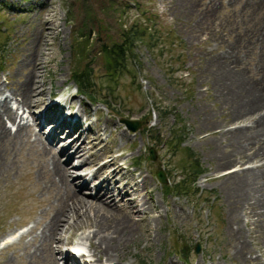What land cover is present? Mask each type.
<instances>
[{
	"label": "rangeland",
	"instance_id": "obj_1",
	"mask_svg": "<svg viewBox=\"0 0 264 264\" xmlns=\"http://www.w3.org/2000/svg\"><path fill=\"white\" fill-rule=\"evenodd\" d=\"M124 1L0 0L1 27L9 33V43L2 58L3 67H0V99L10 98L9 104L17 113L16 122L29 129V136L25 139L4 142L7 152L0 154V264H45V259H49L48 251H37L40 248V229L59 202L57 189L50 186L57 180L53 179L51 172H47V158L39 155V137L44 141L53 127H47V122L40 125L38 118L51 103L49 93L66 90L68 94L64 93L62 97L65 100L76 92L74 83L69 79L72 39L77 25L88 19L86 6L89 5L95 18L87 26L99 29L97 19L101 18L106 22L102 30L106 29L105 33L112 34L115 41L120 36L119 22L116 20L127 27L135 21L140 27L148 26L147 32H142L143 39L134 40L136 58L132 56L129 60V67L135 70L137 76L131 78L123 74L113 91L115 98L111 106L119 110V116L110 113L101 103H91L84 95L76 92L74 96L75 105L78 104L79 110L89 115L86 124H81L82 128L85 126L84 133L68 147L71 155L80 146V158L69 156L74 174L86 184L82 189L77 184L79 193L73 191L80 196L78 199L89 202L88 196L95 193V179L100 181L107 177L108 180L115 170V185L111 187L116 195L118 191H123V185L127 182L128 187L132 184L139 191L134 195H140L139 198L152 204V207L145 204V207L139 208L141 213L134 216L135 222L145 217L147 231L132 221L135 233L121 244L120 262L245 264L237 258L238 254H233L243 248L239 252L242 258L249 255L254 260L249 257L247 264H264V235L261 232L264 222L256 223L250 214H243L248 211H239L236 219H230L229 215L234 209V199L230 195L233 188L232 180H226L242 170L261 167L264 154L255 148L247 158L235 153L231 162L220 167L217 165V153L232 151L230 138L226 135L264 123L261 118L264 111L258 108L244 116H237L232 109L222 108L221 95L225 93L226 84L222 81L224 66L220 63L225 61L230 68L239 69L253 80H259L260 69L256 63L258 50L253 56L254 47L244 40L252 39L253 31L259 25L255 41L259 35L264 41V0H138L136 5L128 2L130 8L125 9L122 6ZM111 2L113 11L107 10ZM118 12L122 14L120 19ZM45 23L50 27L48 35H45ZM28 54L31 59L36 56L41 62L34 74L39 90L35 92L29 110L18 108L11 94L31 72L32 66L23 62L24 55ZM237 58L245 64L240 66L243 69L236 67L239 63ZM97 64L98 59L94 62L95 78L102 89L108 90L101 83L104 73ZM98 83L95 81V90H100ZM41 90L45 91L44 94L40 93ZM157 107L161 111L167 109L168 116H159ZM119 117L138 120L143 124L133 133L119 122ZM17 123L5 120L9 131L14 130ZM173 124L183 130L180 146L183 148L174 143L171 146L167 143L155 144L151 136L157 134L163 142L171 140L169 130H174ZM146 125L150 130L149 135L144 130ZM77 135L74 133V137ZM65 137V133L58 132L56 142H46L47 148L53 147L55 151L50 149L45 153L58 154V150L68 143L63 140ZM151 145L156 148L154 161L147 157ZM186 148L196 154L203 172L195 184L186 190L166 193L164 185L179 182L182 168L189 165ZM255 152L259 153L253 157ZM103 163L108 166L104 170L98 169ZM158 166L168 173L164 184L159 183L155 176ZM44 173L50 175L51 179L48 180ZM91 175L94 176L93 182ZM105 185H109L107 181ZM146 190L150 193L147 194ZM63 192L60 190L61 196ZM67 207H71L70 201ZM101 212L104 210L97 213L94 207H84L79 216L70 214L60 232L61 237L58 236L59 242L55 244L51 241V248L68 254L67 245L73 243L77 252L84 253L80 261L101 263L91 256L92 246L95 245L87 236L93 229H86L90 225L95 226ZM115 215L107 214L108 218H103L108 223L118 218ZM234 223L243 234L240 239L235 232L231 233L232 229L236 230ZM18 229L24 230L15 235ZM10 235L12 245L3 241ZM194 244L200 245L198 253L192 249ZM181 248H185L183 254ZM186 251L188 257L185 256ZM59 259L57 264H63Z\"/></svg>",
	"mask_w": 264,
	"mask_h": 264
},
{
	"label": "bare ground",
	"instance_id": "obj_2",
	"mask_svg": "<svg viewBox=\"0 0 264 264\" xmlns=\"http://www.w3.org/2000/svg\"><path fill=\"white\" fill-rule=\"evenodd\" d=\"M262 6V11L264 14V2ZM262 24L264 27V23ZM44 30L45 35H48L50 27L47 23H45ZM259 30L260 26L257 25L256 29L253 31L254 37L252 39L249 38L244 40L249 46L254 47L253 56L255 50H258V53L256 55V63L257 67L260 69L258 74L259 80L257 78H254L253 80L251 77L246 75L244 72H241L239 69H236L234 67V69L230 68L228 63H226L225 61L220 62L224 66L223 71L221 72V76L223 77L222 81H224L226 84L225 93L224 95H221L222 108L232 109L236 112L237 116L248 115L250 112L255 111L254 109L257 108L259 109V111H264V41L260 39V35L258 36L257 41H255V37H257ZM244 47L246 46L244 45ZM237 60L239 62L236 66L237 68L245 65L241 61V59L237 58ZM23 62L26 65L32 66L31 72L24 77L22 83L19 84V88L14 89L11 94L13 95V99L15 100L18 108L29 110V108L33 104V99L36 94L35 92L39 90L34 74L38 71L40 67L39 64L41 62L38 58L36 59V56H33V58L31 59L30 54L24 55ZM241 67L240 69H243ZM44 92V90L40 91V93L42 94H44ZM9 103L10 98L0 99V139L2 140L0 141V147H2L0 149V151L2 150L0 154H5L7 152V149L4 147V142H7V140L14 139L16 142L17 140H23L24 137L29 136V129L25 128V125L19 126V122H16L17 113L12 109ZM73 113H77V111ZM261 118L264 122V113L262 114ZM38 119L41 121L39 123L40 125H43L46 122H50L51 124L47 125V127H53L51 132H49L48 137H46L44 141H42L39 137L38 142L41 145V153L39 155L47 158L45 161V163L47 164V172H51L53 179L57 180L55 183L52 182L50 186H54L57 189L59 204L52 210L51 214H48L49 218L47 219L45 224L41 226L39 237L40 248L37 249V251H48L49 259H45V264H47V262L48 264H57L56 261H58L59 259L58 256L61 257L59 260H61L63 264L74 262L70 254H63L62 252H57L52 249L50 246V242L54 241L55 244L59 242L58 240L60 239L58 238V236L60 235L62 229L66 226L70 214L79 216L80 210L82 208L85 207V209H88L94 207L97 213H99L100 210L103 209L105 213H107L106 211H108L107 214H112L115 217V214H117L118 218H113L110 222L106 223V220L103 218V216L107 217V214L101 212V218H99L97 221L95 220V226L90 225L86 228L93 229V232L87 236V238H89V240L95 245L92 246L91 256L95 261H101V263L107 262L108 264H125L121 263L119 260L121 244H123L124 240H129L134 236V224L132 223V221L134 223H137L140 228H144V230L147 231L144 225L145 217H142L140 221L135 222L134 216H137L139 215V213H141L139 208L145 207V204H147L148 206L150 204V207H152V204L147 200L139 198L140 195H134L139 191L134 189L132 184H129L128 187L127 182L123 185V191H118L116 195L111 187L112 184L115 185V179L113 178V172L115 170L112 171L111 178L108 177V180L107 177L106 179L104 178L100 181L95 179V193L93 191L94 195L88 196L89 200L87 199V201L89 202L84 201V199L79 200L78 198L80 196H78L76 193H79V188H85L86 184L81 181L79 176L74 174V168L69 156H77L78 158H80V146L77 149L75 148L73 150V155H69L68 147L73 144L75 139H78L79 136L84 133V129L82 128V126H80V120L76 115L70 117L63 116L59 108H54L52 110H48V108H46L41 113V116ZM5 120L11 123H17L16 128L9 131V128H6L5 126ZM80 129L81 131H79ZM58 132L65 133L66 137L62 139L65 142L68 141L67 145L64 148H61L60 151L58 150V154L47 152L45 153L46 150L50 149L55 151L53 147L47 148L46 142H48L49 144H53L54 142H56V140L58 139ZM74 133H77L78 135L74 137ZM228 133H223L222 135H226ZM226 136L230 138L229 143L232 151L225 154H218L215 151L218 156L219 161L217 162V165L219 167L231 162L235 153H239L241 154V157L247 158L252 153V149L257 148L256 151H260L261 154H264V123L259 127L251 128L248 130L235 131L232 132V134L230 133ZM255 145L258 147H255ZM258 153L259 152H255L253 157H256ZM107 166V163H103L99 166L98 169L104 170V168H106ZM118 168L120 169V167ZM44 175L47 176L48 180L51 179L50 175H47L45 173ZM91 176L92 177H90V180L91 182H93L94 176ZM108 176H110V173H108ZM226 180H232L231 187L233 188L231 191L232 194L230 195L231 198L234 199L232 203L234 209L229 215L230 219H236V213L239 211H248L243 214H250L255 219L256 223L259 222L262 224L264 222V163L259 168L254 167L246 171L242 170L234 176L228 177ZM106 181L109 185H105ZM77 184L79 185V188H77ZM135 184L136 183H134V185ZM60 190L64 191L62 196L60 194ZM73 191L76 193H74ZM146 192L147 194L150 193L147 190ZM123 194H125L124 197ZM69 201L71 205L70 208L67 207V203ZM109 219H111V217ZM236 222L241 223V221L239 222L238 220H236ZM234 225L236 226V230L234 231L232 229L231 233L235 232V236L240 239L243 234L240 231L237 223H234ZM262 229L263 230H261V232L264 235V228ZM10 240L11 238L8 239V241ZM12 244L13 243H10L9 245ZM242 249H240L239 251H235L233 254L234 256L238 254L237 258L241 262L247 264L249 257L251 260L253 259L249 255L242 258V253H239Z\"/></svg>",
	"mask_w": 264,
	"mask_h": 264
},
{
	"label": "trees",
	"instance_id": "obj_3",
	"mask_svg": "<svg viewBox=\"0 0 264 264\" xmlns=\"http://www.w3.org/2000/svg\"><path fill=\"white\" fill-rule=\"evenodd\" d=\"M128 2H134V5L138 4V0H125L122 4V6H124V9L130 8L127 4ZM113 6V3L111 2L107 10L113 11ZM86 7L89 17L87 20H85L86 22H82L77 25V29L74 31V36L72 39V69L70 70L69 79L71 82L74 83L77 92L81 95L86 96L91 101V103H101L111 113L120 115L119 110L116 111V109L111 106L112 99L115 98L113 95V91L115 92L117 81H119L123 74L129 75L131 78H135L137 76L135 70L129 67V64H131L129 60L132 56L136 58V56H134V40L139 39L141 41L143 39L142 32H147L148 26L140 27L135 21V23L127 27L124 26V23L120 20H116L117 22H119L118 34L120 36L119 39L115 41L113 40L112 34L105 33L106 29L102 30L103 26L106 25V22L104 23L101 18L97 19L99 29H93L87 26V23L91 22L95 18V15L90 9V5ZM121 15L122 14L120 13L118 14L119 19ZM0 21V67L2 68L4 63L2 58L4 57L5 48L9 43V33L6 32V30H2V17H0ZM99 36L103 38L99 39ZM146 45L150 46V44L148 43ZM97 59V65L102 68V71L104 73L102 75L103 81L101 83L105 84L108 90L102 89L100 82L98 83L97 78H95V73L93 70L94 62H96ZM95 81L100 84V90L94 89L96 86ZM156 110L159 116H168L167 109L161 111V109L157 107ZM161 113L164 114L161 115ZM172 128L174 129L173 131L170 132L169 130V137L171 140H168L166 142L162 141V138L158 136L159 134L151 136L155 144L160 145L163 143H167L168 146H171L174 143V145H177L179 148H183L180 147L183 142V130H181V128H178L176 124H173ZM144 130H147V135L150 134V130L149 128H147V125L144 127ZM186 151V157L187 159H189V165L186 168H182L183 174L179 182L174 183L172 185H164L166 193H170L172 191L179 192V190H186L188 187L195 184L198 176L201 175L203 172V169L201 168V164L199 163V159L196 154L192 151L190 152L189 150H187V148ZM181 162H183V158ZM186 162L187 161L185 160V163ZM134 163L138 164L135 161ZM207 201L209 202L210 200L208 199ZM194 246L195 244L192 246V249H194ZM180 251L183 254L185 248H181ZM185 256L188 257L187 251L185 252Z\"/></svg>",
	"mask_w": 264,
	"mask_h": 264
},
{
	"label": "water",
	"instance_id": "obj_4",
	"mask_svg": "<svg viewBox=\"0 0 264 264\" xmlns=\"http://www.w3.org/2000/svg\"><path fill=\"white\" fill-rule=\"evenodd\" d=\"M119 122L122 123L127 130L133 133L139 130V128L143 124V122L141 121L133 120V119L126 118V117H119ZM149 155H150V159L154 161L156 158V152L153 147L149 148ZM156 177L160 183L167 182L165 172L159 166L157 167V170H156ZM199 248H200L199 244H196L194 247V253H198Z\"/></svg>",
	"mask_w": 264,
	"mask_h": 264
}]
</instances>
